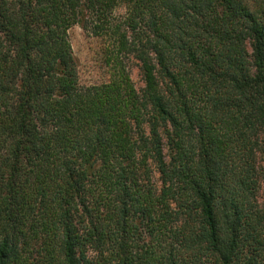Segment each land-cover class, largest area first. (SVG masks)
Returning <instances> with one entry per match:
<instances>
[{"label": "trees", "instance_id": "16d2710c", "mask_svg": "<svg viewBox=\"0 0 264 264\" xmlns=\"http://www.w3.org/2000/svg\"><path fill=\"white\" fill-rule=\"evenodd\" d=\"M259 158L264 0H0V264H264Z\"/></svg>", "mask_w": 264, "mask_h": 264}, {"label": "rangeland", "instance_id": "374dc122", "mask_svg": "<svg viewBox=\"0 0 264 264\" xmlns=\"http://www.w3.org/2000/svg\"><path fill=\"white\" fill-rule=\"evenodd\" d=\"M123 14L119 9L116 15ZM68 37L72 53L77 63L79 83L83 86H93L109 82L115 78L116 71L112 63L115 53V42L109 35L96 36L90 26H72L68 30ZM250 54L251 48L247 46ZM127 69L135 90L140 91L143 87L138 62L130 58L127 62ZM263 160L262 158H259ZM264 166V162H260ZM260 204L264 202V179H261L257 195Z\"/></svg>", "mask_w": 264, "mask_h": 264}]
</instances>
